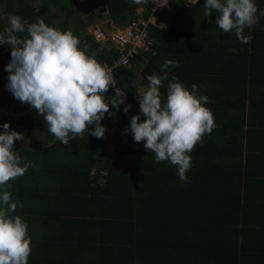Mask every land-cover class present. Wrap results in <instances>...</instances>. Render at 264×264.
I'll use <instances>...</instances> for the list:
<instances>
[{
    "label": "trees",
    "instance_id": "trees-1",
    "mask_svg": "<svg viewBox=\"0 0 264 264\" xmlns=\"http://www.w3.org/2000/svg\"><path fill=\"white\" fill-rule=\"evenodd\" d=\"M80 1L85 12L108 8L110 19L121 27L101 28L108 34L141 19L133 0H57L38 6L31 0H0L5 9L3 14L0 10V32L9 26L10 15L28 23L42 18L61 31L71 28L81 48L86 43L89 54L99 50L97 60L112 65L117 47L96 41L98 28L87 32L94 17L102 15L85 20ZM170 3V10L154 16L166 28L148 26V48L153 46L145 53L148 68L162 74L165 60L177 62L179 67L167 69L169 80L174 75L190 91L198 85L197 95L208 97L204 106L215 121L213 131L189 153L188 182L180 180L177 166L156 163L146 141L137 143L132 134L123 141L129 122L122 105L111 107L101 121L106 139L91 135L90 125L88 134L64 145L29 104L23 110L11 102L15 99L6 87L10 73L5 71L11 46L0 44V106L9 104L20 114L3 124L19 131L31 122L46 132L26 147L19 148L16 141L13 146L22 163L34 165L10 181L12 200L23 204L14 215L28 224L29 264H264V17L259 16L264 0H255L259 23L245 29L250 37L246 44L215 24V12L204 15L205 0L189 9L178 0ZM153 6L147 1L142 19L151 18ZM187 62L195 63L190 73ZM131 64L115 68V76L130 95L129 110L143 122L146 117L127 80ZM169 80L162 82V104ZM114 95L112 89L106 93L109 101Z\"/></svg>",
    "mask_w": 264,
    "mask_h": 264
},
{
    "label": "clouds",
    "instance_id": "clouds-1",
    "mask_svg": "<svg viewBox=\"0 0 264 264\" xmlns=\"http://www.w3.org/2000/svg\"><path fill=\"white\" fill-rule=\"evenodd\" d=\"M136 4L146 0H133ZM193 4V0H188ZM255 0H205L204 15L216 13L215 24L225 33L234 31L241 43H249L244 35L246 28L259 23ZM264 17V11L259 12ZM9 26L0 32V44L11 46V60L5 67L9 72V92L15 99L29 104L47 125L48 132L64 145L77 136L88 134L97 138L105 136L101 121L110 108L119 110L125 103L117 88L110 98L106 93L114 87L113 76L107 66L97 60V51L89 54V46L72 31H61L49 26L41 18L28 23L19 15L8 17ZM27 33L19 36L18 34ZM179 67L173 60H165L162 74L147 76V90L137 93L140 115L131 118L130 131L135 142L146 141V150L155 154V162L168 161L177 166L182 182H188L191 153L202 137L214 127V115L204 105L207 96H198V85L191 91L173 75L169 80L167 69ZM169 80L166 103L162 104L160 89ZM131 105L124 108L125 113ZM0 134V264H29L31 239L28 224L20 215H14L21 201H13L10 181L23 176L30 162H23L19 152L13 150L16 140L24 136L11 130L10 123L3 124ZM71 134V135H70Z\"/></svg>",
    "mask_w": 264,
    "mask_h": 264
},
{
    "label": "built area",
    "instance_id": "built-area-1",
    "mask_svg": "<svg viewBox=\"0 0 264 264\" xmlns=\"http://www.w3.org/2000/svg\"><path fill=\"white\" fill-rule=\"evenodd\" d=\"M154 4L152 7L151 18L149 20L138 19L133 21L129 26L124 29L117 30L108 34L103 29L98 28L94 32L95 40L98 42H110L117 47L118 58L114 60L112 65H106L110 69L111 74L116 84L114 87H111L114 92L117 88L120 89L121 96H124L125 103L122 105L123 110L125 107L130 105V95L127 93L118 83V80L115 76V68L127 67L131 64V60L139 53V50L148 48L151 44L149 38L148 26L149 24L157 25L154 20V16L157 13H160L165 10L171 9L170 0H149ZM197 1V0H196ZM184 8H191L194 5L189 4L188 0H178ZM32 109V107L30 106ZM20 114L15 112L9 106H0V129L3 125L4 119L10 122L11 120L18 119ZM127 121L129 122L126 125L125 132L123 133L122 139L127 143L131 137L130 130L131 127V118L134 116V113L130 110L126 113Z\"/></svg>",
    "mask_w": 264,
    "mask_h": 264
},
{
    "label": "crops",
    "instance_id": "crops-1",
    "mask_svg": "<svg viewBox=\"0 0 264 264\" xmlns=\"http://www.w3.org/2000/svg\"><path fill=\"white\" fill-rule=\"evenodd\" d=\"M50 1H55L56 2L57 0H36L35 3L32 2V0H31L30 4H32L34 6H38V4L48 3ZM147 1H149V0H146V2H143L141 4H138L137 14H138V16L140 18H143L145 13H146ZM193 1H194V4H195L196 0H193ZM78 7H79V9H81V11L85 12V9L83 8V2L82 1H80V3L78 4ZM177 10H178L177 8L173 9V11H177ZM2 11L3 10H1V13H2ZM100 13H101L102 17H100V16L94 17V22L88 24L87 32L89 34H92L94 32L95 28H101L102 26L105 27V30H108V31H113L115 29L121 28V27L117 26V24H115L110 19L109 10H108V8L106 6L102 7L99 10H94L92 12H90V11L85 12L84 13L85 20L87 19V16L98 15ZM49 15L52 16L51 14H49ZM153 21H156V19L154 18ZM54 24H57V21H55ZM156 26L158 28H160V29H165L166 28L165 25H156ZM74 29L76 30L77 28H74ZM70 30H71V28H70ZM207 41H208V38H207ZM151 47L153 48V46H151ZM152 48L143 49V52H140L138 57L133 61V63L130 66V68L132 70V73H130V75L127 76V80H128L129 85L133 89V93H134V95L136 97H137V93L142 92L144 90H147V87H148V83L149 82L147 81V76L151 75L152 71H150L149 68H148L149 65H150V58H148L145 55V53H147L148 50H151ZM193 64H195V63L194 62H187V66L186 67H188L189 73H190V70H191V66ZM106 138H107V136H105V139Z\"/></svg>",
    "mask_w": 264,
    "mask_h": 264
},
{
    "label": "rangeland",
    "instance_id": "rangeland-1",
    "mask_svg": "<svg viewBox=\"0 0 264 264\" xmlns=\"http://www.w3.org/2000/svg\"><path fill=\"white\" fill-rule=\"evenodd\" d=\"M0 10H3L4 11L5 9L3 7H0ZM3 11H2V14H3ZM101 28H104L105 29V27H103V26ZM15 101H17V103H20L21 108L23 110H25V103H22V102L18 101L17 99H15V100H13L11 102L13 103ZM7 106H9V104H7ZM26 124H27V126L26 125H23L21 128H19V131H18V132H20L24 136V139L23 140H16L17 146L19 148L20 147L21 148L22 147H26L28 145V143L31 140H33L32 138H35V139H44L45 138V133H46L45 131L42 132V131L38 130L34 126V124H32L31 122H30V126L28 125L29 122H27ZM0 134H2V132H0Z\"/></svg>",
    "mask_w": 264,
    "mask_h": 264
}]
</instances>
